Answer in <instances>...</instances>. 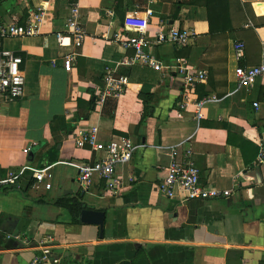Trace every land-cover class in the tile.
I'll list each match as a JSON object with an SVG mask.
<instances>
[{
    "label": "crops",
    "instance_id": "0c3cea01",
    "mask_svg": "<svg viewBox=\"0 0 264 264\" xmlns=\"http://www.w3.org/2000/svg\"><path fill=\"white\" fill-rule=\"evenodd\" d=\"M38 8L44 15L34 36L2 42L22 59L25 88L19 100L0 104V179L9 172L19 177L16 188L0 189V264H30L43 248L57 264H264V75L245 89L234 75L239 66L263 61L264 6L239 0H0V23L25 26ZM72 8L86 32L77 50L55 40L66 33ZM208 16L219 30L209 31ZM140 30L164 66L181 59L188 69L205 71V81L188 89L175 73L122 64L133 52L111 36L134 37ZM172 31L193 38L186 47L154 43ZM236 41L244 44L240 60ZM69 53L74 61L66 71ZM108 68L127 86L96 109ZM86 131L94 132L98 146L122 138L135 147L131 160L116 169V193L97 178L88 191L76 182L79 168L105 153L76 148ZM186 160L197 168L201 186L229 195L182 202L179 194L169 199L159 193L167 168ZM38 171L51 174L49 190L36 185ZM79 200L104 212L101 230L81 223L79 214L74 221L57 205L86 208ZM16 235L30 243L7 238Z\"/></svg>",
    "mask_w": 264,
    "mask_h": 264
},
{
    "label": "built area",
    "instance_id": "2783aa9c",
    "mask_svg": "<svg viewBox=\"0 0 264 264\" xmlns=\"http://www.w3.org/2000/svg\"><path fill=\"white\" fill-rule=\"evenodd\" d=\"M19 4L24 0H17ZM245 4H258L264 6V0H239ZM44 11L38 8L31 11L25 26L17 24L0 23V104L12 102L23 97L25 88V78L22 73V59L14 52L2 48V42L5 39L31 37L36 33L37 26L42 22ZM251 24L246 25V27ZM66 33L55 34V40L60 48L80 49L86 37V32L80 21V17L75 8L71 9V16L65 22ZM126 27L131 28L129 25ZM132 30V28L130 29ZM193 36L186 32H170L167 35L158 34L154 40L155 44L168 42L173 46L186 47ZM112 43L119 45L123 49L132 50L133 54L128 59L122 61L124 65H143L148 66L155 71L167 70L175 73L184 81V85L192 89L197 83L204 82L206 79L205 71H195L188 69L181 59H177L175 65L164 66L149 51V42L146 40L143 30L139 31L138 36L126 37L120 32H114L111 36ZM244 44L236 41L233 44V53L236 60L243 57ZM263 61L259 65L237 67L234 71L235 80L238 88L245 89L251 87L254 82L264 75V52L262 53ZM74 54L69 53L64 57L63 67L70 71L73 66ZM127 81L124 77L118 76L114 70L108 68L104 71L102 77V87L97 92L96 109L102 107L106 99L117 98L125 90ZM187 99L178 105L179 110L186 108ZM257 106V104H256ZM76 148L89 147L93 150H104V156L98 160L83 164L77 174L76 182L83 191H88L93 185L94 178L104 183L105 189L109 192L116 193L121 187V179L116 173L118 166L128 163L135 151V147L126 139L116 138L111 140L105 146H98L95 142L94 132H80L75 140ZM261 161V158H260ZM51 174L46 171H38L34 175L36 185L44 186L49 190ZM19 185V177L13 172L0 179V189H13ZM157 190L167 198H176L180 195V201L186 202L191 200H206L227 197L229 191L207 190L199 183L197 168L192 162L186 160L183 163H172L166 170V175L161 183L158 184ZM14 240L22 241L23 244H29L26 239L20 236H8ZM58 260L49 248H43L41 254L33 258L30 264H57Z\"/></svg>",
    "mask_w": 264,
    "mask_h": 264
},
{
    "label": "water",
    "instance_id": "95a60500",
    "mask_svg": "<svg viewBox=\"0 0 264 264\" xmlns=\"http://www.w3.org/2000/svg\"><path fill=\"white\" fill-rule=\"evenodd\" d=\"M21 190H25V189L21 188ZM79 202L82 205L86 206V208H82L79 212V221L83 224L96 225L101 230L105 218L104 212L97 207L90 208V206L86 202H82L81 200H79Z\"/></svg>",
    "mask_w": 264,
    "mask_h": 264
},
{
    "label": "trees",
    "instance_id": "16d2710c",
    "mask_svg": "<svg viewBox=\"0 0 264 264\" xmlns=\"http://www.w3.org/2000/svg\"><path fill=\"white\" fill-rule=\"evenodd\" d=\"M215 5L219 6L220 4L218 2H214ZM208 9V13H209V7H207ZM211 15V13H210ZM212 18H213V15H212ZM212 18L208 16V24H209V31L211 33H213L214 31L216 30H219L218 27H215L213 26L212 24ZM89 110H92V104L90 105H87V108L85 109V112L89 111ZM84 118V117H83ZM57 205L61 206V207H66L70 214L72 215L74 221H76V218L80 212V210L82 209V207L78 204V203H75V202H70V203H65V202H58Z\"/></svg>",
    "mask_w": 264,
    "mask_h": 264
}]
</instances>
